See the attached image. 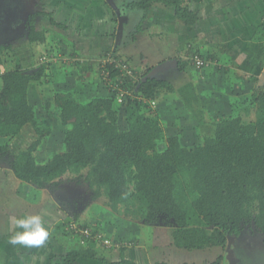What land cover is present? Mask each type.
<instances>
[{
	"label": "trees",
	"instance_id": "16d2710c",
	"mask_svg": "<svg viewBox=\"0 0 264 264\" xmlns=\"http://www.w3.org/2000/svg\"><path fill=\"white\" fill-rule=\"evenodd\" d=\"M155 2L174 6L179 17L187 15V21H191V12L178 0H123L121 8L145 13ZM34 15L27 19V36L30 42L41 43L45 31L35 29ZM127 40L126 37L124 43ZM120 47L103 52L99 60L101 74L108 68L112 78L105 96L81 103L73 88L56 94L58 116L70 126L63 137L65 150L38 163L34 152L39 141L33 142L23 152L12 153L9 164L16 175L36 186L54 188L67 168L77 178L83 176L81 171L86 168L83 178L95 196L103 189L113 209L125 203L137 219L163 223L170 228L173 244L182 249L224 248L230 242L227 236L235 238L251 224L264 241V91L256 88L251 94L253 120L243 122L241 116L223 114L212 135L198 138L196 146L180 151L176 135L164 139L158 108L155 106L153 113L145 112L148 106L151 108L148 99L156 103L164 89H173L172 83L156 77L143 81L146 70L137 73L136 69L134 83L121 81L114 64L104 60L108 55L119 57ZM45 55L47 62L38 58L36 69L25 72L11 45L0 44V132L21 127L18 120H30L35 113L28 103L27 91L29 83L44 78L49 63L54 62L53 53ZM59 57L58 61L64 64L62 58L73 61L78 56L71 53ZM185 64H181L182 70ZM122 88H133L135 96L126 93L122 106H115L120 103L117 97ZM45 105L48 108L50 103ZM159 139L165 141L161 150L156 149ZM9 151L6 144H0V157ZM91 243L66 251L57 264H73L81 256L94 257ZM221 260L220 255L213 264H221Z\"/></svg>",
	"mask_w": 264,
	"mask_h": 264
},
{
	"label": "crops",
	"instance_id": "0c3cea01",
	"mask_svg": "<svg viewBox=\"0 0 264 264\" xmlns=\"http://www.w3.org/2000/svg\"><path fill=\"white\" fill-rule=\"evenodd\" d=\"M116 1V8H111L107 0H29V4H32L29 9L25 3L24 8L30 12L28 18L35 14V29L45 31L44 41L39 43L28 40L29 24L24 20L22 29L18 30L20 32H16L17 29L10 22L11 33L4 32L0 35V38H3L0 44L11 45L12 53L19 59L25 72L36 69L40 55H54V62L49 63L44 80L42 78L40 81L29 83L27 96L30 89L33 93L41 91V95L47 97V102L54 105L57 93L75 89L73 86L76 85L72 83L71 78L73 74L75 78H82L78 82L81 86L77 92L81 88H84V91L92 88L90 83L94 78L88 83L85 82L91 77V74H87L86 67L89 66L85 63L86 60L97 58L99 63L103 57L101 54L116 46H121L117 55L131 64L137 73H140L141 69H146V74L150 72L154 68L150 67L151 61L156 65L166 64L152 73L153 77L159 79L164 78L157 74H167L175 69L190 72L191 78L183 81L173 92H180L183 99L186 97L185 93L194 95L203 106L205 116L208 114L210 120L215 123L218 121L216 117L226 113L232 106L229 98L231 94L238 93L239 89L245 93L254 87L258 88L264 80V0H178L182 7L185 6L191 12L189 22L187 15L179 17L176 8L168 4L155 2L143 13L135 10L125 11L126 8H121L123 0ZM2 4L3 1L0 2V13L5 17L7 12ZM14 5L18 7V4ZM5 20L0 16L1 27L9 24ZM147 32L150 34L145 36ZM155 34H158L160 39L162 37L157 43L152 37ZM126 37L128 40L124 43ZM141 39L151 42L148 49L144 48L145 44L141 46V41L137 43ZM21 45L28 47L29 53L21 51V47H18ZM184 52L186 55L182 57ZM71 53L77 54L78 57L73 61L70 59L67 66L58 61L59 55L69 56ZM191 54L208 60V66L199 69L191 66L188 61ZM22 55H26L25 58ZM131 60H137V65ZM186 62L182 70L181 64ZM32 63L35 65L33 68L30 66ZM58 64H61L59 69ZM98 68L99 66L95 68L96 75ZM77 72L78 74H75ZM172 90L164 89L163 92L168 94ZM168 98L165 99L166 102L161 101V98L156 101L158 113L160 118L168 119L171 135H176L182 141L189 136L192 128L186 122L190 117L185 110L194 114L195 104L187 108L182 105L187 102L185 99ZM175 100L178 103H174ZM28 103L31 104L29 101ZM238 103L242 104L243 108L248 103L253 104L242 101ZM178 128L187 130L180 132ZM59 187L46 186L39 198L35 191H32L30 197L23 196L22 205H27L23 210L29 213L34 210V213L40 214L47 222L49 237L45 244L39 248L11 244L12 250L0 256L6 260L0 259V264H57L59 256L66 251L85 247L79 245L77 238L74 239L67 232L63 234L55 227L56 222L65 217L64 213L71 216L72 220L79 218V211H68L67 200H61L64 202L62 206L56 199L57 194L52 193L53 189L59 190ZM33 188L31 190H34ZM1 213L0 210V216L5 220L8 229L3 230L4 224L0 226V246H9L8 237L12 232V225L9 218H5L6 210L5 215ZM105 215L108 216L110 224L105 223L106 218L104 223L94 219L85 224H94L102 234L114 241L119 240L122 244L103 247L98 243H91L95 251L94 257L81 256L73 264H126L122 260L129 264H213L220 255L221 264L223 262L225 247L182 249L173 244L171 232L166 230L163 224H144L141 228L142 225L137 221L122 220L118 224L119 218H113L114 223L111 215ZM149 227L155 228L154 231L149 232ZM156 227H159V230H156ZM255 242L259 248L264 249L263 239Z\"/></svg>",
	"mask_w": 264,
	"mask_h": 264
},
{
	"label": "rangeland",
	"instance_id": "374dc122",
	"mask_svg": "<svg viewBox=\"0 0 264 264\" xmlns=\"http://www.w3.org/2000/svg\"><path fill=\"white\" fill-rule=\"evenodd\" d=\"M2 1H3L2 7L4 11L7 12V14L5 15V17H3L4 14L0 13V16L1 18L6 19L5 22L9 23L8 25L3 26L4 31L6 32L9 31V33H11L12 26L10 22H12L13 26L17 29L16 32H20L18 30L22 29L23 27L22 23L24 20L28 19V14L30 13L29 11H27L26 8H24V5L26 3L29 9L30 7H32V4H29V0H20L19 2L17 0H0V2ZM113 1L114 3L116 2V0H113ZM14 4H18V7L16 8ZM147 34H150V32H147L145 36ZM158 36H159L158 34H155L154 36H152L156 40V43L162 39V37L160 39V37ZM2 39L3 38H0V41ZM145 40L144 39L138 40L137 43L141 41V46L145 44L144 48L148 49V46L151 42L148 39L146 41ZM18 47H21V51H23L24 53H29L28 47L22 46V45ZM183 54L184 55L182 57H185L186 55L185 52ZM26 55H22V57ZM191 56L192 54L189 55L190 57L189 59H191ZM9 59H11V56L9 57ZM189 59L188 61H190ZM132 62L134 65H137L138 63L137 60H134ZM85 63H87L89 66L88 68L86 67V65H84V67H86V70H88L87 74L88 75L91 74V77L87 78L85 82L88 83L91 79L93 78L94 79L90 83L91 84L90 86H92V88H88L86 89V91H84V88H81L79 92H76V94H74L75 97L81 103H85L97 96H105L112 82V78L108 80V78H104L102 76L99 68L97 69V75L95 74V68H97L99 65L97 58L87 59ZM151 63H150V67L157 66L152 61ZM24 65L26 64L24 63ZM64 65L67 66L68 62L64 63ZM190 65L193 66L191 61H190ZM10 66H13V63L10 64ZM30 66H32L33 68L35 65L34 63H32ZM57 67L59 69L61 67V64H58ZM2 68L3 67L0 66V71L2 70ZM145 70L141 69L139 72H144ZM92 72H94L93 73L94 76H92ZM186 72L187 71L180 72L179 69H175V71L168 72L167 74L165 72L157 74L159 77H162L168 80L173 85L172 87L173 90L172 92H170V93H173V95L170 93L164 94L165 92H162L160 96L161 101L166 102L165 99L168 97H172L173 100L182 98V96L179 94L180 92L177 91L174 93L173 91L177 90L176 88H179L180 84L183 83V81L191 78L190 77L191 73L190 72L186 73ZM69 74H71V72H69ZM75 74H78V72ZM73 75L71 77L73 78L72 83L76 85L73 87L75 88V90H77L81 86L78 82H80L79 80H82V78H75ZM38 89H40V87ZM132 89L133 88L129 89L126 93H129L132 97H134L135 95L133 94ZM255 89L256 88L254 87V89H251L245 93L244 91H241L239 89L238 93L231 94L229 98L232 101L231 103L232 106H230V109L226 113H223V114H225L226 116H229V115L241 116L243 122L253 120L255 118V106L253 104H249L248 102L250 103L252 102L251 94ZM259 89L264 91V80L257 88V90ZM55 91L57 92V90ZM38 92L39 93L37 92L33 93L32 90L30 89L28 93L29 98L27 96V100L33 105L34 110H35V113L33 114L32 118L27 121L24 119H20L18 120V124H20L21 127L20 126L17 128L12 127L8 130H3L2 132H0V144H6L8 146V150H10L8 152L9 154H6L0 157V210L2 212L1 214H4V211L6 210V212L8 213V215L7 213L6 215L4 214L6 216L5 217L6 219L10 217L9 215H20L23 212H28L26 210H23V208H26L25 206H27L24 203H23L24 206L22 205L23 196L30 197L32 191H35L37 194V198H39V196H41L40 194L42 193L41 191L43 190V188L46 189V187H39V186L34 185L33 183L24 181L16 175V173L12 169V166L9 164L10 163L9 160L13 159L12 153L19 154L20 152H23L24 150H26L30 145H32L33 142L38 140L39 144L37 146V149H35V152H34L35 160L38 163H43L49 160L53 154L62 153L66 148L63 137L65 134V131H67L70 128V126L65 125L62 119H60V117L58 116L60 113V109L56 106V104H54L53 106L50 104L48 105V108H47V106L45 105L47 103V97L44 95H41V91H38ZM185 95L186 97L184 99L187 102L185 104L182 103V105L187 108L188 107L191 108L192 105L195 104V111L193 114L191 113V111L189 112V110H185V113L188 114V117H190L186 122L192 128L189 131V136L187 138H185L182 141L178 139L179 145L181 147L180 151H183L184 149L186 150V148H189L192 146H196L195 144L201 137L212 135L215 129V121L210 120V116L207 113H206L207 116H205V112L203 111L204 108L199 103V101L196 100L195 96L194 95L190 96L187 93H185ZM235 97H239V98H235ZM184 99L182 98V100ZM168 100L170 99L168 98ZM240 101L246 102L248 104L244 105V108H243L242 104L241 105H239V103L237 104V102H240ZM175 102L177 101L175 100L174 103ZM156 104L155 106L157 107ZM115 106H122V104L120 102V103H117ZM155 106L154 107L150 106L151 108H149L148 106V108H146L147 111L145 112L146 113L149 111L152 113L155 112V110H157ZM168 114L169 116L171 115L170 113ZM216 118L218 119L219 117L217 116ZM119 122L121 124L124 123L122 118L120 119ZM9 123H10L9 121L6 122L7 125ZM168 125H169L168 119L161 118V126L163 129L164 139L165 137L171 135L170 126ZM164 143L165 141L163 139L157 140L156 149L161 150L163 146H165ZM86 170L87 169L84 168L81 171V174H83V176ZM83 176H80L77 178V174H74L70 170V168H67L64 171V173H62V175L59 176L57 179V180H61V182L59 183V186H60L59 190L53 189L55 190L54 191L55 193L54 192L53 193L57 194L56 199H59V200L66 199L67 200L68 208L66 209L68 211L70 210V212H74V209L75 211L76 210L79 211L78 213L79 218L75 220H72L71 216H67L65 215V213L64 214L62 213L63 216L65 217L58 220L56 222L55 227L56 229H59V231H62L63 234L67 232L68 235L71 236V234L68 232L67 227H66L67 224H69V222H74L78 225H84V223L89 222V220L95 219V220H100L96 222H103L104 218H106L105 223L110 224L109 222L110 220L108 216L105 214L111 215L112 216L111 220H113V222H114L113 218H119L118 224H120L122 220H126V221H132V222L134 221L139 222L142 225V226L140 225L141 228L144 227L143 226L144 224L154 225V224L149 223L146 220L137 219V215L134 212H131L130 206L128 207L125 206L126 205L125 203L123 204L119 203L116 205V209H113L112 206H110L108 197L103 192V189H101V192L98 196H95L94 192L88 188V183L84 181ZM23 186H30V188H27V187L24 188ZM32 187H34L33 188L34 190H31ZM57 187H54V188H57ZM31 213H34V210H32ZM92 222H95V221H92ZM3 224H4L3 230L6 231L8 229L7 225L5 224V220H3V218L0 216V226L1 225L3 226ZM92 227L96 229L97 231L100 230L98 227L94 226V224ZM158 228L159 227H156V230H159ZM154 229L155 228L152 229L151 227H149V232H153ZM165 229L170 231L169 227H166ZM13 230L14 229L12 226L10 231H13ZM241 235L244 236L245 237L244 239H246L249 243H254L255 241L259 239H263L261 232L252 224L250 225V227L246 225L245 228L242 230ZM82 246H85V245H82ZM10 250H12V246L10 243H9V246L7 244L1 245L0 246V256L2 257V255H4L6 251H10ZM229 250H230V255H232L231 261L233 262V264H258V261L256 260V258L261 259V260L264 259V253H262L261 248H259L258 246H252L250 244H240V243L234 242L233 239L230 240L229 242ZM1 257H0L1 260H5L4 258H1ZM234 259L236 260V262H234L235 261ZM6 264H9V262H7ZM259 264H264V260L261 261Z\"/></svg>",
	"mask_w": 264,
	"mask_h": 264
},
{
	"label": "built area",
	"instance_id": "2783aa9c",
	"mask_svg": "<svg viewBox=\"0 0 264 264\" xmlns=\"http://www.w3.org/2000/svg\"><path fill=\"white\" fill-rule=\"evenodd\" d=\"M262 33L264 35V21H263V27H262ZM60 58V57H58ZM40 62H47L49 58L44 54L39 57ZM54 60V56H53ZM104 60L109 63V65L114 64V68L118 69V72H120L119 76L122 79H128L131 81V83H134V81L137 78L136 73L134 72V69L122 58L120 57H113L112 55H108L104 58ZM62 61L64 63L69 62L68 58L64 57L62 58ZM190 61L195 66V68H203L205 66H208L209 61L205 60L204 58H201L197 55H192ZM105 67L103 66V69ZM102 76L104 78L110 79L109 76V70L108 68L104 69L102 72ZM106 76V77H105ZM121 81H118L120 83ZM121 88V87H119ZM128 90L126 89H120L117 97V101L121 102L123 95L126 94ZM148 103L151 107L155 106V101L153 99H148ZM67 230L71 234V236L77 238V241L80 245H87L88 242L98 243L103 247H112V246H119L122 244V242L114 241L112 238L105 236L102 234L99 230L97 231L92 226H79L78 224L74 222H69L67 224Z\"/></svg>",
	"mask_w": 264,
	"mask_h": 264
},
{
	"label": "clouds",
	"instance_id": "9594fccd",
	"mask_svg": "<svg viewBox=\"0 0 264 264\" xmlns=\"http://www.w3.org/2000/svg\"><path fill=\"white\" fill-rule=\"evenodd\" d=\"M13 231L8 242L26 248L42 247L49 237L47 222L38 213H23L9 217Z\"/></svg>",
	"mask_w": 264,
	"mask_h": 264
},
{
	"label": "water",
	"instance_id": "95a60500",
	"mask_svg": "<svg viewBox=\"0 0 264 264\" xmlns=\"http://www.w3.org/2000/svg\"><path fill=\"white\" fill-rule=\"evenodd\" d=\"M108 2L111 4V6L113 8H116V4L114 3L113 0H108ZM118 35L120 36L121 35V31L120 29L118 30ZM170 63V62H168ZM166 65L165 63H162V65ZM161 64H158L156 67L152 68V70L150 72H148L143 78L142 80L145 81L147 79V77H153L152 73H155L157 70H159L160 68H163ZM264 75V74H263ZM263 79V77L261 78ZM262 81V80H261ZM228 241L229 240H232L234 237H231V236H228ZM225 252H224V255H223V264L226 263V264H233V262L231 261L230 259V250H229V244H227V246L225 247Z\"/></svg>",
	"mask_w": 264,
	"mask_h": 264
},
{
	"label": "flooded vegetation",
	"instance_id": "af4514ba",
	"mask_svg": "<svg viewBox=\"0 0 264 264\" xmlns=\"http://www.w3.org/2000/svg\"><path fill=\"white\" fill-rule=\"evenodd\" d=\"M9 33V31H4V29H3V27H1L0 26V35H3V33ZM59 186V185H58ZM53 191H55V190H53ZM53 193V192H52ZM55 193V192H54ZM56 195V194H55ZM58 201L60 202V204L62 205V206H64V204H62V203H64L63 201L61 202V200H59L58 199ZM240 235L241 234H239L237 237H235V238H233V241L234 242H237V243H240V244H250V245H252V246H258V244L256 243V242H254V243H249L246 239H244L245 237L244 236H242L241 235V237H240ZM262 250V253H264V249H261ZM263 256V255H262ZM232 257V255H230V258ZM256 260L258 261V264L261 262V261H263L264 259H257L256 258ZM234 262H236V260L234 261Z\"/></svg>",
	"mask_w": 264,
	"mask_h": 264
}]
</instances>
